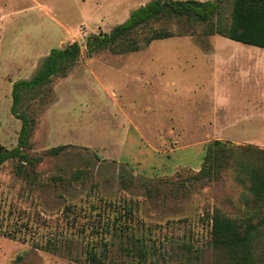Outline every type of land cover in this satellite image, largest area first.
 Returning a JSON list of instances; mask_svg holds the SVG:
<instances>
[{
	"label": "rangeland",
	"instance_id": "obj_1",
	"mask_svg": "<svg viewBox=\"0 0 264 264\" xmlns=\"http://www.w3.org/2000/svg\"><path fill=\"white\" fill-rule=\"evenodd\" d=\"M120 1L0 0L5 148L17 146L21 128L11 113L13 83L31 79L53 48L74 42L82 48L72 72L20 110L34 123L24 154L35 163L16 159L0 168V264H87L88 246L101 253L104 242L109 264H136L122 248L140 244L137 239L149 261L217 264L208 244L214 211L264 217V207L253 210L234 169L214 180L196 177L215 140L264 150V138L216 137L223 122L215 120L209 100L215 84L228 81L222 64L227 51L264 49L205 36L206 24L184 21L173 25L174 37L143 43L137 52L90 57L87 37L129 18L114 14ZM233 2L221 0L214 25L230 23ZM132 36L141 38V29ZM58 146L68 147L46 155ZM126 208L134 214L123 219L129 228L122 230L134 241L127 244L120 231L94 233ZM255 254L264 264V226Z\"/></svg>",
	"mask_w": 264,
	"mask_h": 264
},
{
	"label": "trees",
	"instance_id": "obj_2",
	"mask_svg": "<svg viewBox=\"0 0 264 264\" xmlns=\"http://www.w3.org/2000/svg\"><path fill=\"white\" fill-rule=\"evenodd\" d=\"M221 0H152L134 10L129 18L110 32L100 31L87 37V54L91 57L95 52L109 50L115 55H125L142 49L143 43L149 45L156 40H163L175 36L173 25L180 23L206 24L205 36H222L232 41L264 49V0H234L231 21L229 24H213V19L219 14ZM141 29V38L132 36ZM82 57V48L78 42L65 47L53 48L43 60L41 66L31 79L18 80L12 86L11 113L21 121L17 146L7 149L0 144V168L11 160H20L34 165L24 154L29 145L32 134L33 120L26 112L20 111L26 100L36 98L46 90L55 78H66ZM68 146H58L46 151V155L58 156ZM236 172V181L245 185L249 192L253 210L264 207V150L254 146L235 145L230 142L215 140L206 150L201 170L197 179H217L221 170L228 168ZM79 177V175H78ZM66 211H71L66 208ZM131 208L125 209V214L116 216L114 222L96 228L95 234L115 233L120 231L125 236L122 226L124 218L133 217ZM229 218L219 210L211 215V229L209 233V247L217 258V264H258L255 254V243L260 228L264 226V217ZM104 229L101 231V229ZM126 243L134 241L130 236ZM141 244V241L137 239ZM132 244L125 250L136 264H169V261H149L145 246ZM101 253L95 246L86 249L87 264H109L108 243H103ZM192 252V251H190ZM158 254V253H157ZM156 255V251L154 253Z\"/></svg>",
	"mask_w": 264,
	"mask_h": 264
},
{
	"label": "crops",
	"instance_id": "obj_3",
	"mask_svg": "<svg viewBox=\"0 0 264 264\" xmlns=\"http://www.w3.org/2000/svg\"><path fill=\"white\" fill-rule=\"evenodd\" d=\"M142 1L122 0L116 4L114 14L130 16L134 6L147 4L148 0ZM263 53L233 49L224 55L222 64L224 76L227 75L225 80L228 81L215 84L214 90L209 92L215 120L223 122V129L216 133V137L264 138Z\"/></svg>",
	"mask_w": 264,
	"mask_h": 264
}]
</instances>
